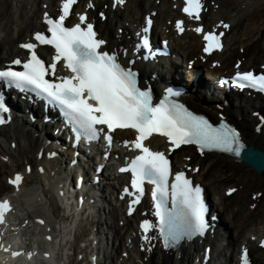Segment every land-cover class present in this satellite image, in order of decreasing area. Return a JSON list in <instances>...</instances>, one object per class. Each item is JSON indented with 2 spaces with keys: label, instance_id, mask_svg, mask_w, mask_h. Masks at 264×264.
I'll return each mask as SVG.
<instances>
[{
  "label": "bare ground",
  "instance_id": "bare-ground-1",
  "mask_svg": "<svg viewBox=\"0 0 264 264\" xmlns=\"http://www.w3.org/2000/svg\"><path fill=\"white\" fill-rule=\"evenodd\" d=\"M259 1L204 0L203 22L205 25L212 26L218 21L231 24L229 31L225 33L226 49L222 53H215L212 56L214 60L218 61L217 67H212L208 62L203 63L199 60L200 36L195 31H191L190 28L179 37L173 36V41L180 46L183 61L188 64L190 59L196 58V67L201 68L209 76V81L205 79L203 74L200 76L201 83L196 91L197 93L188 100L189 104L196 110L203 108L202 110L209 113L214 119L224 113L227 118L241 128L247 143H253L255 146L264 149V124L260 132H257L256 124L258 119L251 114L253 110L258 108L264 111V95L230 94L233 99L230 105L225 106L223 112L219 109L220 107H218L216 102H211V98L215 101V97L209 98L203 93V85L210 83L212 77L232 73L235 70L234 63L238 59H242V69L260 64L264 60V2L258 5ZM173 3L172 0H161L160 4L157 3V0H124L123 4L116 7L108 4V18L104 22H98V28L102 35H112V39H108V48L115 49L119 44H123V48H125L128 45L126 36L131 33L130 25L138 22L139 13L143 17L149 10L158 8L159 13L156 17V25L158 27L169 18L168 15H176L177 11L172 8ZM56 4L57 0H0V65L5 61H9L12 56L21 53L18 43L31 36L35 29L43 26L40 21L42 13L47 10H55L54 6ZM96 4L98 7H104L106 3L97 2ZM84 7V4L80 3L78 10H82ZM28 8L35 13L34 20L31 19L30 21L27 16V18L25 17V12L27 13ZM123 9L127 10L128 13L125 14ZM90 12L92 16V10ZM163 12L166 13V17L162 15ZM29 14L31 13L29 12ZM115 18L116 21L114 23ZM120 27L124 31L122 34L118 30ZM237 27H239V30L241 29L242 33L239 39L236 36H231ZM167 32L170 35H175L173 28H167ZM173 49L174 51L176 50V45H173ZM249 107L252 109L251 111ZM36 127V124L31 123L29 119L24 117H17L11 124L0 127V196H8L11 189H15L16 186L6 182L9 177L13 176L14 171L21 170L24 182L28 184L34 180L41 181L43 177L48 176L51 168L53 169L57 166L54 162L51 163L46 173L41 174L39 172L38 168L41 163H37L38 157L36 154L43 147L44 140L35 138L33 133L29 131ZM43 129L48 131V126L43 125ZM152 139L161 140L160 138ZM174 157L178 163L183 164L185 167L190 164L200 165V169L195 176L203 181L209 197L213 194L215 198L213 207L220 214L222 231L220 229L217 230L213 238L211 235L206 236L203 242L215 244L214 250L218 255L223 256L225 259L224 264H236L235 255L239 254V248L242 244L252 247V264H264V249H259L255 246L258 238L264 234V195L254 198L257 193L264 194V172L259 174L244 163L222 155L205 154L204 156H199L194 153L191 146L179 148L174 153ZM4 159L7 161H4ZM28 168L30 172H26L28 175L26 177L24 171H27ZM119 179H123V176H120ZM232 186L237 187L239 192L236 190L238 192L237 196H235V192L231 197H227L224 191ZM250 187L257 190H252ZM40 189L41 187H39L40 194L46 197L50 205L48 212L51 213V216L57 212L59 213V196L56 185L52 183L48 190ZM247 189L249 190L247 191ZM99 199L104 201L105 196L102 194ZM36 205L39 206L40 210H33L34 212L26 214V218L31 219V221L38 217H47L45 209L41 210L38 203ZM110 205L112 206L108 211L112 215V221L106 226L107 230L113 233V245H116L115 247L121 250L116 260H114V256L110 257L104 250L106 261L104 263L116 264L118 259L121 258L126 264H191L192 256H197L200 249L199 240L189 242L177 250L164 253L152 241H143L141 239L140 232L135 225L139 218L138 215L125 216L123 204L118 201L112 200ZM253 205L255 206L253 207ZM99 211L100 220L102 212L100 209ZM54 216L59 218L60 214ZM121 221L124 223L123 225L120 224ZM33 224L38 230H41L43 235L45 226ZM49 224L51 225L52 221ZM92 224L93 226L95 225V223ZM98 225L97 230H99ZM227 232L228 235H225ZM222 241H227V245L220 250ZM46 244L52 252V257L46 259L39 255L34 258L44 260L50 264L54 257L52 242H46ZM123 251H127L128 256H122ZM3 258H7L10 264H15V261L22 259L21 257L14 258L9 253L1 252V261L5 260ZM23 260L27 262V260ZM99 264L103 263L99 261Z\"/></svg>",
  "mask_w": 264,
  "mask_h": 264
},
{
  "label": "snow or ice",
  "instance_id": "snow-or-ice-1",
  "mask_svg": "<svg viewBox=\"0 0 264 264\" xmlns=\"http://www.w3.org/2000/svg\"><path fill=\"white\" fill-rule=\"evenodd\" d=\"M78 0H61L59 15L56 18L44 14L47 24V34L44 31L34 33L31 41L22 43L21 48L28 50V58L25 61L17 58L12 61L14 65L23 66V71H16L12 67L0 70V77L15 84L18 87H30L46 94L52 100L62 105L81 128L85 129L90 137L94 138L106 126L105 139L111 144V133L117 129H131L136 133L135 139L125 141L126 146L139 150L126 167L119 170L131 173L130 193L134 199L129 204V214L134 205L140 202L144 193V183L154 185L152 197L155 201V215L159 218L161 234L166 239L173 241L180 238L184 232H203L207 227L203 214L204 205L200 197V188L193 187L192 181L185 176L183 171L175 174V180L171 184V198L173 208L166 207L169 196L168 177L171 175L170 162L167 155L161 151H153L144 142L154 134L167 138L170 151L181 145H197L201 153L205 149H220L239 155L244 145L239 140V134L235 129L221 124L213 127L207 120L189 112L182 104L172 99L179 95L168 89L163 98L153 102L150 87L141 88L138 84V74L131 67L134 60L128 61V66L119 60V54L115 51L102 50L106 41L97 38L94 25L88 22L86 12L77 13L78 22L66 26V21L73 14V6ZM116 4H123L124 0H115ZM115 6V5H113ZM88 8L94 5L89 2ZM203 8L202 0H184L183 12L188 17L199 20ZM101 12L100 16L103 17ZM151 19L147 20L150 26ZM183 21H176V28L183 32ZM224 28L229 25L221 22ZM143 33L148 32L145 27ZM197 33L204 32L203 27L194 29ZM224 33L215 31L204 32L206 53L222 47L220 37ZM38 45H49L55 54L49 63L37 54ZM149 48V40L142 36L141 44L137 46ZM125 55L127 53L125 52ZM147 58V57H145ZM63 62L68 70V75L57 76V66ZM239 68V64L236 65ZM47 77H54L48 79ZM232 82L243 88H252L264 92V73L255 74L252 71H236L231 78ZM0 112H7L2 99H0ZM5 122L0 116V124ZM23 177L17 173L8 182L17 188ZM235 189H230L229 193ZM128 192V189H125ZM264 194L257 193L254 198ZM255 205H253L254 207ZM182 213L177 215V208ZM11 211V204L7 199L0 200V224L5 221V214ZM43 223V221H40ZM140 227L147 232L152 225L144 220ZM145 240L149 237L144 236ZM264 244V240L261 241ZM8 251V249H4ZM13 256L20 255L13 252ZM31 255V254H29ZM242 264H249L248 249H242Z\"/></svg>",
  "mask_w": 264,
  "mask_h": 264
},
{
  "label": "rangeland",
  "instance_id": "rangeland-1",
  "mask_svg": "<svg viewBox=\"0 0 264 264\" xmlns=\"http://www.w3.org/2000/svg\"><path fill=\"white\" fill-rule=\"evenodd\" d=\"M254 2H257L258 0H253ZM264 2V0H260L259 1V3H258V5H261V3H263ZM256 5H257V3H255ZM255 4H254V6H255ZM30 8H28L27 10V13L25 14L27 17H28V19H30V21H31V19L32 20H34V14H33V10H29ZM146 10V9H145ZM144 10V11H145ZM31 13V14H29L28 15V13ZM124 13L125 14H127L128 13V11L127 10H124ZM26 17V18H27ZM241 27V26H240ZM116 28V27H115ZM236 34V35H235ZM241 29L239 30V27H237L236 28V30H234L233 32H232V34H231V36L232 37H237L238 39L240 38V36H241ZM239 36V37H238ZM263 41V40H262ZM263 55H264V53H263ZM205 79L206 80H208L209 81V79H208V77L206 78L205 77ZM5 179V178H4ZM2 182H4L3 180H2ZM250 188H252V190H255L256 188H253V187H250ZM249 189H247V191H248ZM257 190V189H256ZM255 190V191H256ZM238 191V190H237ZM239 192V191H238ZM238 192H236V194H235V196H237V193ZM42 196H43V198L47 201V199H46V197L43 195V194H41ZM214 198V196H212L211 197V199H213ZM43 201V202H42ZM26 206V207H28V208H23L22 206H23V204ZM22 203L19 201V198H17V204H18V209H20L21 208V212L23 213V214H26V212H27V210L29 209V210H40L39 209V206H37V205H35V206H32L31 204H27V203H24L23 201H22ZM38 203H40L41 205H40V208H41V206H44V203H45V201L43 200V199H41V200H39L38 201ZM96 203H99L98 205H100V206H102L103 207V205L106 207V209H105V211L104 210H102L101 212H102V217H101V219H100V227H102V230H104V231H108L107 229V226L106 225H109L110 223L109 222H111L112 221V215H111V213L108 211V209H109V207H111V205L106 201V200H104L103 201V199H99L98 200V202L96 201ZM98 205H96V207H90L89 209H88V211H86V213L83 215V216H81V213H78V215H77V218H75V219H73V221L70 223V220H68V221H65L64 220V216L63 215H60V217L59 218H56V220H54V223L58 226V225H61V227H63V229L66 231V236H65V238H64V240L62 241V245H61V250H62V252L64 253V260H69V261H74L75 260V254L73 253V250L76 248V247H82V246H85V242H82L81 243V245H79L78 246V239H79V237L80 236H83L88 230H91V229H95V228H93V227H96V225H94V226H92V223H94L95 222V224H98L97 222H98V219H99V213H98V211H97V207H98ZM69 206H70V204H69ZM23 209V210H22ZM264 209V208H263ZM28 210V211H29ZM42 210V209H41ZM90 211H94V213H91ZM90 213H91V215H90ZM62 216V217H61ZM52 216H51V214H50V218H51ZM226 217H227V215H226ZM102 220V221H101ZM101 223H103V224H101ZM32 230V228L30 229V231ZM84 237V236H83ZM82 237V238H83ZM116 246V245H115ZM114 246V248L115 249H113V251L111 252V253H113V256L115 257L114 258V260H116V257L118 256V254H120V250L121 249H118V247H117V249H116V247ZM220 249H222V247L220 248ZM118 252H117V251ZM117 252V253H116ZM117 254V255H116ZM60 258V257H59ZM22 262V260L21 259H19V260H17V261H15V264H19V263H21ZM36 264H38L39 262H40V260H38V259H36V261H34ZM48 264V263H47ZM116 264H118V263H116Z\"/></svg>",
  "mask_w": 264,
  "mask_h": 264
},
{
  "label": "water",
  "instance_id": "water-1",
  "mask_svg": "<svg viewBox=\"0 0 264 264\" xmlns=\"http://www.w3.org/2000/svg\"><path fill=\"white\" fill-rule=\"evenodd\" d=\"M242 160L257 173L264 172V149L249 145L242 155Z\"/></svg>",
  "mask_w": 264,
  "mask_h": 264
}]
</instances>
